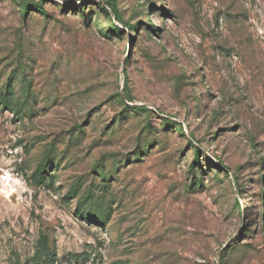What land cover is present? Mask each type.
Here are the masks:
<instances>
[{
	"label": "rangeland",
	"instance_id": "obj_1",
	"mask_svg": "<svg viewBox=\"0 0 264 264\" xmlns=\"http://www.w3.org/2000/svg\"><path fill=\"white\" fill-rule=\"evenodd\" d=\"M23 90L0 264H264V0H0V101Z\"/></svg>",
	"mask_w": 264,
	"mask_h": 264
},
{
	"label": "trees",
	"instance_id": "obj_2",
	"mask_svg": "<svg viewBox=\"0 0 264 264\" xmlns=\"http://www.w3.org/2000/svg\"><path fill=\"white\" fill-rule=\"evenodd\" d=\"M31 6H33L32 8L35 10H42L41 4H37V5L24 4L23 13H25L26 9L30 8ZM101 11L105 14H108L106 9L104 8H101ZM114 30L117 34H119L120 30L118 27H114ZM29 98L30 97L28 95V91L23 90L22 93L19 94L18 96H14L13 94L11 96H8L2 99V101H0V104L3 106H10L11 108H14L13 106L22 107L27 104ZM136 110L141 111V112L146 111L145 108L143 107H137ZM195 162L196 161H194V163ZM80 256L81 255H74L72 257L70 256L68 259V263L64 261L63 264L65 263L71 264L72 260H74L76 264H79ZM33 264H62V262L58 259L54 251L49 248L48 244H44L41 246V249L36 253Z\"/></svg>",
	"mask_w": 264,
	"mask_h": 264
}]
</instances>
